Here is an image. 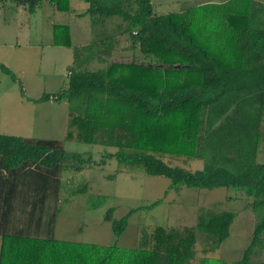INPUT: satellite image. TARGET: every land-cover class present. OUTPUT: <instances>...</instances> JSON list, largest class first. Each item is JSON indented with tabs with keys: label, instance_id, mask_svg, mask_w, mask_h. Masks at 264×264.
Returning <instances> with one entry per match:
<instances>
[{
	"label": "trees",
	"instance_id": "1",
	"mask_svg": "<svg viewBox=\"0 0 264 264\" xmlns=\"http://www.w3.org/2000/svg\"><path fill=\"white\" fill-rule=\"evenodd\" d=\"M79 1L87 5L79 16H87L91 24L118 18L119 35L127 36L129 48L137 49L144 60L86 70L88 61L100 62L99 56L114 51L115 37L71 47L68 27L52 26V45L72 53L66 86L56 94L25 101L67 102L64 140L115 151L93 161L64 152L55 140L0 135V264H191L196 233L208 246L203 252L216 250L228 238L235 215L207 210L191 227H155L149 235L141 230L137 247L118 248L116 240L130 215L143 208L131 209L119 219H113L110 208L103 221L115 240L111 246L55 239L58 208L45 224L41 211L50 195V178H57L66 165L80 172L90 165L102 167L110 159L167 179L171 190L227 188L251 198V209L259 213L240 258L226 263L202 257L197 264H264L251 260L254 251L264 247V165L255 161L264 120V29L253 27L261 10L250 0H226L157 15L150 0ZM9 3L33 14L42 0ZM48 3L57 12L71 11L68 0ZM0 72L16 81L2 64ZM165 156L197 159L202 167L194 172L171 167L161 160ZM85 189L83 185L75 193ZM18 192L19 203L14 196ZM101 202L99 198L92 206ZM17 221L23 230H7ZM41 229L45 237L25 233Z\"/></svg>",
	"mask_w": 264,
	"mask_h": 264
},
{
	"label": "rangeland",
	"instance_id": "2",
	"mask_svg": "<svg viewBox=\"0 0 264 264\" xmlns=\"http://www.w3.org/2000/svg\"><path fill=\"white\" fill-rule=\"evenodd\" d=\"M7 0H0V5ZM74 4H81L79 0H71ZM226 0H150L153 12L157 15L179 13L185 9L208 5L219 4ZM253 7L261 10L256 12L254 28L264 29V0H250ZM51 8L53 16L47 8ZM12 12L0 7V40L2 37L7 43L18 37V44L15 47L17 56L26 58L21 62L20 70L14 72L16 81L13 82L8 76L0 72V106H7L9 109L0 111V127L28 129L27 133L16 131L17 134L29 135L30 140L58 141L64 152L77 154L83 157L90 156L93 161H99L104 153L111 154L115 150L97 145L65 141L66 117L70 106L59 105L53 111L49 107L40 109L35 105V114L24 112L17 114L15 104L21 98H37L42 94H56L65 88L68 73L66 70L68 56L71 50L66 47H54L49 44L52 39L51 25H61L58 22L60 17L67 13L57 12L48 0H42L39 8L34 14L18 15L16 26L2 24L3 20H10ZM63 18V17H62ZM65 21V20H64ZM119 19L111 17L106 20L104 27L95 26L93 37L97 39L119 35L115 29ZM83 21L67 20L70 26L71 47L75 46L83 37L79 34L83 30ZM83 34V33H82ZM96 35V36H95ZM130 46V40H127ZM0 59L8 60L2 55ZM133 61L144 60L137 49L130 51ZM16 56V57H17ZM20 65V64H19ZM39 67V71L37 70ZM22 95L23 97H21ZM23 103V101H21ZM54 108V107H52ZM14 122L15 124H10ZM9 122V123H8ZM1 131V130H0ZM260 143L258 146L255 161L264 165V120L259 129ZM1 135V134H0ZM161 160L171 167H178L189 172L200 170L202 162L197 159H184L177 157H162ZM34 168V167H28ZM50 178L48 184L50 195L44 199L42 214L43 222H47L55 208L58 214L54 219L52 236L60 241L94 244L98 246H111L114 238L111 235L109 223L103 221V216L108 209H112L113 219H119L131 209L143 208L130 215L127 226L122 235L116 240V246L122 249H133L137 247L141 230L149 235L155 227L182 229L195 224L199 214L207 210L219 213L222 211L232 212L235 217L229 228V236L216 250L203 252L208 246L203 237L195 234V258L191 264H197L202 257L220 259L226 263L236 261L240 258L242 251L248 245L253 223L259 210H252V199L244 196L238 191L227 188L214 189H186L179 187L176 190L168 189L169 181L163 177L148 176L139 167L120 166L113 159L106 161L102 167L89 166L80 172L72 170L71 164L62 168L59 176ZM58 182V188L56 185ZM86 189L83 194L75 193L81 186ZM21 192L16 193L15 200L21 202ZM37 198L38 195H35ZM102 201L95 204L98 199ZM159 201L152 209L148 206ZM20 207V206H18ZM38 211V210H37ZM27 213V211H25ZM22 217L25 216L21 215ZM21 216H18L20 219ZM35 221V215L32 222ZM16 225V227H15ZM7 230L19 231L22 224L16 222ZM4 226V225H3ZM5 229V228H3ZM23 233V232H22ZM32 236H46L43 229L39 231H26ZM264 240V236H262ZM251 260L264 261V247L255 250Z\"/></svg>",
	"mask_w": 264,
	"mask_h": 264
},
{
	"label": "crops",
	"instance_id": "3",
	"mask_svg": "<svg viewBox=\"0 0 264 264\" xmlns=\"http://www.w3.org/2000/svg\"><path fill=\"white\" fill-rule=\"evenodd\" d=\"M68 1H69V7H70L71 11L68 15L62 16L63 18L60 17L58 22H61V25L67 26L69 32H70V26L67 25V20H70L71 22L74 20H80V21H83V23H84L83 24L84 25L83 30L79 33L81 35V37H83L84 39H83V41H80L82 43H79V44L72 46V47H85V46L91 44L92 42L101 41L104 37L100 38V39L93 37V35H92L93 34V28L95 26L104 27L106 24V21H104V23H102V24H100V23L99 24H91V22L87 16H79L81 13H83L85 11V9L87 8V5L81 1H80L81 4H74L73 1H71V0H68ZM0 7L4 8L8 12L14 13L13 17L10 20H3L2 21V24H6V26H9V25L16 26L18 23V15L22 16L26 12L24 10V8H22V7L12 6L9 3V0H7V2L5 1L4 4H1ZM47 9L49 10V12H51V14L53 16L54 14H53V11L51 10V8L49 7ZM34 13H35V11H34ZM52 26H54V25H51V28H52ZM121 28H122V24L120 23V21L116 22L115 29L118 32V34L121 32L120 31ZM114 37L116 40V46H115L114 51H112L109 56H99L98 58H99L100 62H98L96 58H93V60L90 62L88 61L87 62L88 65L84 67L86 70L95 71V70L103 69L104 67H106L110 63H121V62L122 63H130L133 60L132 59L133 55L128 54L132 50L129 48L130 46L127 44V40H129L127 38V36L115 34ZM71 40H72V37L70 35V41ZM49 44H51V46H53L52 45V39H50ZM17 46H20V45L18 44V37H16V36L14 38V41H11L9 43H7L3 37L0 40V49H2V51H3L2 55L8 60V62H7V61H4L5 59H0V64L4 65L6 68H8L10 71H12V73L17 72V71H21L19 69L21 66V62L26 60V58H24V57L21 58L20 56L16 55L15 47H17ZM54 47H56V46H53V48ZM66 61H67V65H66V70H67V67H69L71 62H72V53H70V57L68 56ZM141 61H142V59L140 61L138 60L136 62H141ZM37 70L39 71V67ZM67 73H68V71H67ZM65 86H66V84H65ZM37 98L34 97L31 99H37ZM21 101H23V103ZM35 105H37V107H39L38 108L39 111H40V109H44L46 107H49L50 111L51 110L55 111L59 107V105L64 106L66 104H65V102L56 103V102H52V101H47V102H42V103H31L28 101H24L23 98L22 99L20 98L14 107V109L16 108L15 112L17 114H19L17 117H19L20 114H22L24 112H31V113L35 114ZM6 107L7 106H0V111H2L3 114L5 111L9 110ZM52 107H54V108H52ZM4 116H6V114H4ZM66 120H67V117H66ZM10 124L14 125L15 123L10 121ZM0 130H1L0 131L1 135L20 137V138L25 139V140H30V137H27L29 135L17 134V132H16V131H19V132H23L25 134L29 131V128L22 130L19 127H16V129L15 128L0 127ZM47 140H52V139H47Z\"/></svg>",
	"mask_w": 264,
	"mask_h": 264
}]
</instances>
